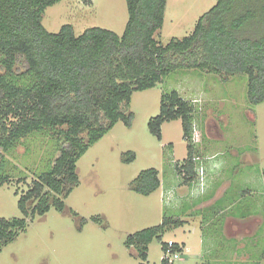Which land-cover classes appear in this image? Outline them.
Masks as SVG:
<instances>
[{
	"label": "rangeland",
	"instance_id": "1",
	"mask_svg": "<svg viewBox=\"0 0 264 264\" xmlns=\"http://www.w3.org/2000/svg\"><path fill=\"white\" fill-rule=\"evenodd\" d=\"M215 3L167 0L154 39L165 46L172 38L189 36ZM127 19L125 0H61L45 9L41 23L50 33L70 25L76 36L93 27L121 36ZM247 83L245 75L224 81L197 70H176L153 88L133 92L130 125L119 120L89 146L76 162L78 184L64 200V210L51 206L45 215L28 218L25 230L1 250L0 264H161V242L153 240L142 261L127 238L165 218L183 223L161 239L186 246L171 264H264V102H248ZM173 91L194 108L193 142L196 137L199 145L192 184L175 169L187 157L180 120L162 124L160 141L147 126L159 113L161 97ZM57 136L51 130L30 134L10 152H0L10 179L0 185V219L23 218L18 199L50 169L59 150ZM130 155L134 159L127 161ZM214 163L220 164L218 179L210 167ZM150 168L158 171L160 187L147 196L132 191V181ZM213 179L221 184L218 194L227 187L218 205L228 206L217 217L225 216L221 234L215 233L217 221L213 225L207 219L206 208L222 196L200 204L208 198L199 197L201 184Z\"/></svg>",
	"mask_w": 264,
	"mask_h": 264
},
{
	"label": "trees",
	"instance_id": "2",
	"mask_svg": "<svg viewBox=\"0 0 264 264\" xmlns=\"http://www.w3.org/2000/svg\"><path fill=\"white\" fill-rule=\"evenodd\" d=\"M59 1L0 0V152L45 130L58 134L59 147L50 169L18 199L23 218L0 219V252L25 230L28 218L45 215L51 206L64 210V200L78 184L77 160L119 120L130 125L133 92L153 88L173 71L197 70L224 81L245 75L248 102H264V0H216L189 36L172 38L165 46L154 35L163 26L167 0H125L128 19L121 36L97 27L76 36L70 25L57 33L46 31L44 11ZM193 112L191 102L173 91L161 97L158 115L147 124L160 141L162 124L180 120L187 157L175 169L185 184L196 178ZM133 159L130 155L127 161ZM4 162L1 158L0 185L10 181ZM261 175L264 179V170ZM159 187L154 168L141 171L131 183L132 191L143 196ZM223 198L211 211L206 208L207 219L213 225L217 221L216 234H221L225 216L217 217L228 207L218 206ZM181 225L179 219L165 218L130 235L127 244L137 246L145 261L149 244L157 240L165 252L163 235ZM171 251L182 252V244L173 243ZM161 264L171 263L162 258Z\"/></svg>",
	"mask_w": 264,
	"mask_h": 264
},
{
	"label": "crops",
	"instance_id": "3",
	"mask_svg": "<svg viewBox=\"0 0 264 264\" xmlns=\"http://www.w3.org/2000/svg\"><path fill=\"white\" fill-rule=\"evenodd\" d=\"M194 141H195L196 145L198 146L199 145V141L196 139V137L194 138ZM206 157H211V156H206ZM216 164H218V163L211 164L210 167L212 168L213 175L216 173V177H217L216 179H218V177L220 176L219 175V169H220V167H218V168L215 167ZM206 171H208V170L206 169ZM223 182H225V181H222L221 183H223ZM160 185H161V182H160ZM218 185H220V186H218ZM220 187H221V184L219 183V180L217 181V180H214V179L212 180V182L210 183V185H205L204 190L199 194L200 195L199 197H202L203 198V197H205V196L208 195V198H206V199H200V204L204 205L207 202L208 203H212V202H214L215 199L220 198L222 196V193L224 194V192L227 191V187H226V188H223V190L220 191L219 194H218V191L220 190ZM182 244L184 245L183 246V251H184V248L186 250V246H185L184 243H182Z\"/></svg>",
	"mask_w": 264,
	"mask_h": 264
},
{
	"label": "built area",
	"instance_id": "4",
	"mask_svg": "<svg viewBox=\"0 0 264 264\" xmlns=\"http://www.w3.org/2000/svg\"><path fill=\"white\" fill-rule=\"evenodd\" d=\"M196 161V160H195ZM173 241H168L167 242V249L165 252H163V257L168 260L169 263L172 262V260L178 259L179 258V252H172L171 247L173 245Z\"/></svg>",
	"mask_w": 264,
	"mask_h": 264
},
{
	"label": "clouds",
	"instance_id": "5",
	"mask_svg": "<svg viewBox=\"0 0 264 264\" xmlns=\"http://www.w3.org/2000/svg\"><path fill=\"white\" fill-rule=\"evenodd\" d=\"M215 167L218 168V167H220V165H219V164H216ZM203 190H204V185H203V183H202L201 186H200V191L202 192ZM193 194H196L195 191H194Z\"/></svg>",
	"mask_w": 264,
	"mask_h": 264
}]
</instances>
